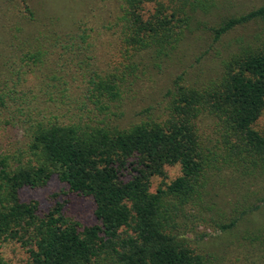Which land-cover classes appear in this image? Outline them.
<instances>
[{
	"label": "trees",
	"instance_id": "obj_1",
	"mask_svg": "<svg viewBox=\"0 0 264 264\" xmlns=\"http://www.w3.org/2000/svg\"><path fill=\"white\" fill-rule=\"evenodd\" d=\"M17 1L30 17L28 2ZM116 1V51L123 61L108 70H87L85 57H78L88 46L82 44L87 33L68 34V45L78 40L80 55L73 58L83 82L75 111L66 119L27 116L23 144L0 147V247L13 241L26 252L18 261L0 254V264H204L179 232L184 206L199 203L210 180L227 168L264 172V135L253 128L264 108V1L208 20L201 15L225 0ZM251 23L254 32L221 60L215 79L196 85L177 73L162 94L160 112L145 108L127 125L109 118L133 82L141 53L166 57L195 28L218 40ZM27 45L35 48L23 51L20 60L41 64L40 45ZM18 71L13 80L0 78V107L16 98ZM48 79L55 88V75ZM203 119L213 120L217 132L209 145ZM166 164H177L178 174L149 191L150 177L163 176ZM51 176L91 200L95 222L66 215L57 201L40 212L35 200L20 198V189L42 186ZM263 208L264 195L243 198L215 226L227 232Z\"/></svg>",
	"mask_w": 264,
	"mask_h": 264
},
{
	"label": "rangeland",
	"instance_id": "obj_2",
	"mask_svg": "<svg viewBox=\"0 0 264 264\" xmlns=\"http://www.w3.org/2000/svg\"><path fill=\"white\" fill-rule=\"evenodd\" d=\"M26 1L31 10L30 17L17 0H0V78L9 75L15 79L16 69H19L20 76L15 86L16 98L9 100L7 106L0 107V147L6 149H15L23 144L27 116L40 118L54 114L59 119H66L78 106V91L83 85L79 81L82 75L73 58L79 52L75 44L78 40L72 46L68 45V34L87 33L82 44L87 42L88 46L80 51L81 55L78 54L79 58L85 57L87 70H108L123 61L116 51V0ZM263 1L225 0L201 18L213 19L216 13L238 8L239 11L247 10ZM152 6L153 3H147L146 11H151ZM254 26L251 23L236 27L218 40H213L207 30L195 28L169 56L153 58L141 53L137 58L133 82L116 107L111 106L109 118L113 123L127 125L140 118L138 113H143L145 108L152 115L160 112L162 94L177 73L182 72L187 83L196 85L215 79L221 60L254 32ZM29 42L40 45L41 64L20 60L23 51L35 48L27 45ZM52 75L56 77L52 81L55 88L47 86ZM253 128L264 135V108ZM202 136L208 145L214 143L217 132L213 120H202ZM163 170V176L150 177L149 191H154L158 185L163 187L178 174L179 167L166 164ZM223 172L210 180L199 203L184 206L187 217H180L179 232L203 256L204 264H264V208L261 213L249 216L227 232L215 226L216 222L234 211V205L240 207L243 198L251 200L264 195V172L251 170L244 174L232 168ZM19 196L22 200H35L40 212L57 201L62 204L66 215L82 223L95 222L91 200L69 192L55 176L42 186L23 187ZM0 254L8 261L22 260L26 256L25 250L13 241L3 243Z\"/></svg>",
	"mask_w": 264,
	"mask_h": 264
}]
</instances>
